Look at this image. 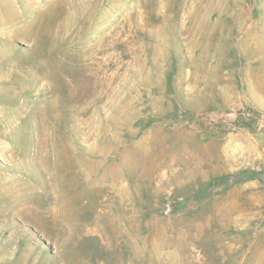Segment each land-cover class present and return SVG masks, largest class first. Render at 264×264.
<instances>
[{
    "label": "rangeland",
    "instance_id": "obj_1",
    "mask_svg": "<svg viewBox=\"0 0 264 264\" xmlns=\"http://www.w3.org/2000/svg\"><path fill=\"white\" fill-rule=\"evenodd\" d=\"M0 264H264V0H0Z\"/></svg>",
    "mask_w": 264,
    "mask_h": 264
}]
</instances>
